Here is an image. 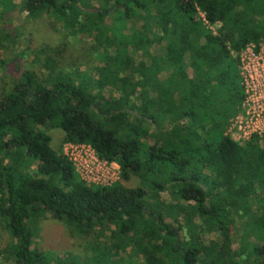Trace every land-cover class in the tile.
Returning a JSON list of instances; mask_svg holds the SVG:
<instances>
[{
  "label": "trees",
  "instance_id": "trees-1",
  "mask_svg": "<svg viewBox=\"0 0 264 264\" xmlns=\"http://www.w3.org/2000/svg\"><path fill=\"white\" fill-rule=\"evenodd\" d=\"M21 7L31 20L46 17L62 39L27 40L31 66L47 70H24L0 95V225L11 238L0 264H84L32 247L46 213L72 235L92 236L109 264L128 248L146 260L157 248L174 264L264 252V136L240 145L225 135L243 100L236 55L249 43L264 46V0ZM52 130L62 134L57 149ZM64 143L116 163L122 183L84 184ZM132 179L136 186L124 185Z\"/></svg>",
  "mask_w": 264,
  "mask_h": 264
},
{
  "label": "rangeland",
  "instance_id": "rangeland-1",
  "mask_svg": "<svg viewBox=\"0 0 264 264\" xmlns=\"http://www.w3.org/2000/svg\"><path fill=\"white\" fill-rule=\"evenodd\" d=\"M4 1L0 0V60L5 61V67L0 69V95L9 93L24 70L33 69L37 75H40V72H46L45 65L42 67L31 66L33 57L27 52L29 43L32 47H37L43 43L57 45L62 39L60 34H56L48 28L46 17L31 20L27 13L23 12L21 0H11L7 5L3 3ZM27 40H29V43H27ZM72 43L74 44V41ZM78 47L79 45L75 44L74 48L78 49ZM24 52L25 55H23ZM124 127L132 130L131 126ZM50 135L52 137L51 147L57 149L61 144L62 134L57 130H52ZM119 182L122 183L120 178L116 183ZM137 182L136 179H132L124 185L133 187L137 185ZM164 197L168 198L167 195H164ZM112 229L113 227H110V230ZM214 238L215 236H210L208 239L213 240ZM92 242V236L76 237L72 235L64 222L53 219L51 214L47 213L33 229V248L50 255H56L59 259L68 254L73 255L78 257L84 264H90L89 259L93 258L95 254L97 256L95 258L99 260L98 264L111 263L110 258L107 260L105 258L102 262V253L96 252V245ZM10 243V236L0 225V252ZM238 247L239 245L235 243L233 249H239L240 247ZM232 253L229 258L221 260L219 264H264V252ZM161 254L163 252H158V249L154 248L148 253L146 260V258L143 259L134 255L128 248L125 252H118L112 262L114 264H174L173 261L166 263Z\"/></svg>",
  "mask_w": 264,
  "mask_h": 264
},
{
  "label": "built area",
  "instance_id": "built-area-1",
  "mask_svg": "<svg viewBox=\"0 0 264 264\" xmlns=\"http://www.w3.org/2000/svg\"><path fill=\"white\" fill-rule=\"evenodd\" d=\"M199 16L205 20L203 13L199 12ZM205 24L215 32L214 26ZM236 56L243 100L225 135L244 145L254 137L264 136V46L249 43ZM61 152L86 185L110 186L120 178L119 166L99 159L89 145L64 143Z\"/></svg>",
  "mask_w": 264,
  "mask_h": 264
},
{
  "label": "crops",
  "instance_id": "crops-1",
  "mask_svg": "<svg viewBox=\"0 0 264 264\" xmlns=\"http://www.w3.org/2000/svg\"><path fill=\"white\" fill-rule=\"evenodd\" d=\"M10 1H11V0H8L7 2H5V4H6V5H7V4H9V3H10ZM21 1H22V0H21ZM23 12H24V11H23ZM25 13H26V12H25Z\"/></svg>",
  "mask_w": 264,
  "mask_h": 264
},
{
  "label": "water",
  "instance_id": "water-1",
  "mask_svg": "<svg viewBox=\"0 0 264 264\" xmlns=\"http://www.w3.org/2000/svg\"><path fill=\"white\" fill-rule=\"evenodd\" d=\"M86 11H91V12H94L95 10H94V9H92V10H87V9H86Z\"/></svg>",
  "mask_w": 264,
  "mask_h": 264
}]
</instances>
